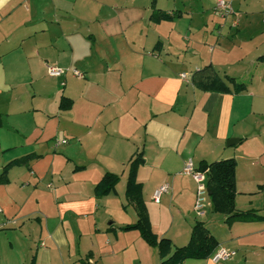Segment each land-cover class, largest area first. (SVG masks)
Instances as JSON below:
<instances>
[{
  "label": "crops",
  "instance_id": "0c3cea01",
  "mask_svg": "<svg viewBox=\"0 0 264 264\" xmlns=\"http://www.w3.org/2000/svg\"><path fill=\"white\" fill-rule=\"evenodd\" d=\"M153 2L183 15L153 23ZM211 8L209 0H0V175L38 156L0 183V264H160L138 231L121 230L138 219L125 193L140 152L136 180L156 236L183 247L199 221L217 249L234 254L182 264H264V80L239 94L193 85L208 65L229 76L221 42L239 24ZM62 98L70 109H60ZM189 159L196 169L234 159L236 209L262 219L229 225L209 195L196 210ZM106 173L120 182L97 199ZM162 185L169 189L156 202Z\"/></svg>",
  "mask_w": 264,
  "mask_h": 264
},
{
  "label": "trees",
  "instance_id": "16d2710c",
  "mask_svg": "<svg viewBox=\"0 0 264 264\" xmlns=\"http://www.w3.org/2000/svg\"><path fill=\"white\" fill-rule=\"evenodd\" d=\"M153 13L150 20L153 23L164 21H174L182 17L181 12L168 13L157 10L153 2ZM193 85L201 91L207 93L219 94H239L246 90V86L238 83L236 78L225 76L221 77L212 65L205 66L194 73L192 77ZM233 86V90L229 85ZM72 107V101L62 98L60 109L68 110ZM3 119L0 115V128ZM38 158L37 155H28L19 160L8 164L0 175V183H7L8 170L13 166H28V164ZM144 164L143 152L138 153L128 166V179L126 184V200L132 205L137 213L138 219L135 224L126 225L121 228L122 231H138L144 241L152 248L157 249L160 257V264H182L188 259H208L210 258L219 244L211 235L204 223L197 221L192 229L191 237L187 245L176 247L168 238H158L152 230L150 216L143 199V186L136 180L138 169ZM207 167L206 186L212 194L210 197L211 209L213 213L227 217V223L230 225L235 221H252L262 219L254 212H239L236 209V161L234 159L221 160L211 164H202ZM120 182V176L113 173H106L101 181L96 185L94 193L97 199L114 193L116 186ZM124 209L126 207L124 206Z\"/></svg>",
  "mask_w": 264,
  "mask_h": 264
},
{
  "label": "rangeland",
  "instance_id": "374dc122",
  "mask_svg": "<svg viewBox=\"0 0 264 264\" xmlns=\"http://www.w3.org/2000/svg\"><path fill=\"white\" fill-rule=\"evenodd\" d=\"M209 1L211 13H216L218 0ZM226 1L231 5L228 18L236 21L239 26H233L230 35L221 42L224 68L229 76H232V70L240 71L238 83L246 86L252 82L254 86H258V83H263L264 80V0Z\"/></svg>",
  "mask_w": 264,
  "mask_h": 264
},
{
  "label": "built area",
  "instance_id": "2783aa9c",
  "mask_svg": "<svg viewBox=\"0 0 264 264\" xmlns=\"http://www.w3.org/2000/svg\"><path fill=\"white\" fill-rule=\"evenodd\" d=\"M215 11L221 16L222 18H228L231 13V5L226 0H218L215 6ZM66 71L60 68H49V74L51 76H60L63 75ZM74 75L81 76L79 72L76 70L73 71ZM184 78V75L182 76ZM62 144H66L67 140L61 141ZM183 173L190 175L195 182L197 183V201L195 205V209L199 210L202 206V196L208 195V189L206 186V173L201 171L200 169H196L192 159H189L183 168ZM169 187L167 185H162L154 192V200L156 202H159L161 200V197L163 194H165L168 191ZM200 214V212H198ZM233 253L229 252L228 250L224 248L217 249L215 253L212 255L211 260L215 263H218L220 261L226 260L230 258Z\"/></svg>",
  "mask_w": 264,
  "mask_h": 264
},
{
  "label": "water",
  "instance_id": "95a60500",
  "mask_svg": "<svg viewBox=\"0 0 264 264\" xmlns=\"http://www.w3.org/2000/svg\"><path fill=\"white\" fill-rule=\"evenodd\" d=\"M236 142H237V140H235V139H231V140H229V141L227 142V145H228V146H231V145L235 144ZM202 171H203V172H206V171H207V167L204 166ZM211 194H212L211 190L208 189V195L211 196Z\"/></svg>",
  "mask_w": 264,
  "mask_h": 264
}]
</instances>
